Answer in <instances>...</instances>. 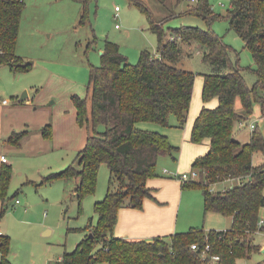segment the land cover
Masks as SVG:
<instances>
[{
  "label": "trees",
  "instance_id": "obj_1",
  "mask_svg": "<svg viewBox=\"0 0 264 264\" xmlns=\"http://www.w3.org/2000/svg\"><path fill=\"white\" fill-rule=\"evenodd\" d=\"M82 4L84 21L89 0ZM225 20L243 41L255 64L257 80L250 88L240 66L233 64L232 48L209 25L221 18L210 0H196L185 14L201 17L207 29L180 26L164 32L153 22L151 30L157 35L154 52L142 50L136 63H130L116 43L105 41L99 66H90L88 89L90 108L86 101L74 96L76 120L87 129L84 146L72 163L62 171L43 177L41 183L51 184L59 179H75L73 190L79 212L83 199L95 192L101 164L109 170L104 198L93 204L96 222L89 219L80 232L85 238L71 252H64L57 264H238L249 260L260 250L254 235L264 232L259 211L264 207V137L256 126L249 140L235 138L237 125L250 119L254 102L261 101L257 89L264 93V0H228ZM24 0H0V65L7 64L16 71L30 67L16 56L19 25ZM189 52L201 49L202 61L210 65L203 75L202 107L195 117L190 141H209L208 150L194 159L195 181L183 182L184 187H197L202 192L204 213L215 212L231 217L227 230L192 227L185 232L153 237L151 241L127 240L114 236L118 211L122 207L141 209L146 198H152L148 178L156 176L160 157L174 160L178 148L158 131L143 129L138 123L183 128L190 108L195 74L177 67L181 47ZM217 98V105L206 104ZM239 99L241 110L235 108ZM264 109V107H263ZM14 134L10 142L18 145L25 134ZM45 139L52 138V125L42 127ZM259 154L258 162L253 157ZM13 170L11 165L0 167V216ZM228 184L220 190L211 185ZM91 233L92 237H88ZM197 243L199 251L192 249ZM10 238L0 235V264H12L8 259ZM209 245V255L219 259L203 260L200 251ZM260 264V263H256Z\"/></svg>",
  "mask_w": 264,
  "mask_h": 264
},
{
  "label": "rangeland",
  "instance_id": "obj_2",
  "mask_svg": "<svg viewBox=\"0 0 264 264\" xmlns=\"http://www.w3.org/2000/svg\"><path fill=\"white\" fill-rule=\"evenodd\" d=\"M24 1L15 53L30 67L16 71L7 64L0 65V102L8 101L0 105V154L13 170L5 211L0 216V230L10 238L8 259L13 264H54L59 255L71 252L82 241L84 233L77 229L85 227L89 219L95 220V214L92 204L86 202L90 196L83 199L79 212L73 195L75 179H59L51 184L41 181L46 175L67 168L85 144L87 129L76 120L73 97L84 99L89 112V70L91 65H100L105 41L116 43L128 61L136 63L142 50L154 52L157 48V35L151 30L153 22L160 24L164 32L180 26L207 29L208 25L201 17L184 13L195 6L192 0H89L83 22V7L77 0ZM210 3L221 18L209 27L232 48V63L242 68L251 88L257 80L255 64L242 39L225 20L229 1L210 0ZM181 51L177 67L194 73L195 81L183 128L175 127L176 118L170 117L173 125L170 128L179 131L193 118L192 105L201 107L203 75L211 71L210 65L202 61L201 49L191 53L182 46ZM257 94L262 100L254 102L250 119L235 129V138L242 142L249 140L251 123L264 137V93L257 89ZM235 108L241 110L239 99L235 101ZM46 124L52 125V140L41 134ZM24 132L18 145L10 142L14 134ZM177 148L178 160L180 148ZM165 156L168 165L174 166L175 160ZM258 158L261 156L255 155L253 162L257 163ZM169 168L164 160H158L156 176H166V169L167 176L181 181L174 173L191 172L190 167ZM102 180L103 185H107L106 164L99 167V187ZM226 185L224 182L211 188L220 190ZM184 199L178 218L188 221L185 226L196 223L195 228L206 231L207 224H213L214 230L229 227V218L217 214L212 216L215 220L211 218L204 224L199 188L184 187ZM16 200L20 203L16 204ZM255 242L264 245V232L255 235ZM262 258L256 252L249 260H240L238 264H264V261L258 262Z\"/></svg>",
  "mask_w": 264,
  "mask_h": 264
},
{
  "label": "crops",
  "instance_id": "obj_3",
  "mask_svg": "<svg viewBox=\"0 0 264 264\" xmlns=\"http://www.w3.org/2000/svg\"><path fill=\"white\" fill-rule=\"evenodd\" d=\"M0 105H5V104L1 103ZM216 105H217V98H212L206 104L207 107H214ZM201 107L198 108L197 104H195L194 107L192 105V114H194V116L190 121L188 120V124L186 125V127L180 131L175 128L162 127L160 125H155L151 123L141 122L137 124V126L140 128L158 131L159 133L167 136L171 145L180 148L178 154V160L176 156L174 166L168 165L169 162L167 160V156L160 157L159 159V162L161 160H164L166 167L168 168L170 167L169 168L170 170L171 169L185 170L188 169L189 167L191 168V164L194 161V159L198 156L203 155L209 148L208 140H204L202 143H200V145L203 146H198L197 144L192 143L190 141V132H191L192 123L194 121V117L198 115ZM47 140H52V138ZM1 155L2 154H0V157ZM2 163L3 162L0 159V167ZM5 164H8V161ZM168 173L169 172H167L166 176H154L153 178L147 179L146 184L152 190V198L144 199L141 209L131 208V207H122L119 209L118 219L113 233L115 237L124 238L127 240L151 241L153 237L166 236L176 232H185L186 230L184 229H186V227L192 228V227H196L194 225H198L196 223L194 224L190 223L188 224V226H185L184 224L187 223L188 221L182 220V217L178 218L179 209L181 208L182 204L185 205L184 188L182 186L183 183L176 179L170 178L169 176H167ZM104 175H105V171H104ZM108 179H109V170H108ZM225 183L228 184L227 182ZM97 185L98 186H96L95 192L91 195H88L90 196L86 200L88 205L92 204L93 206V204L96 201L102 200L106 194L108 183L107 185L104 186L102 180V185L99 187L98 182ZM75 186H76V181H74V188ZM263 194H264V190H263ZM201 200L202 201L200 202V205H201V209H203V198ZM213 214L220 215L214 212L204 213V217H203L204 224H207V221L211 220V218L214 219L212 217ZM228 218L230 220L229 221L230 225L228 228H230L232 218L231 217ZM259 218L260 221H262V224L264 225V207L260 208ZM91 219L93 222L94 218ZM96 219L97 217L95 215L94 223L96 222ZM181 225L183 226L180 227ZM207 225H208L207 226L208 228H206L207 231L211 229L214 230L213 226H211L213 224H207ZM228 228H223V229L215 228V229L227 230ZM83 233H84L83 234L84 235L83 239H84L85 236L87 235V232H83ZM259 233L260 232H257L255 235ZM255 235H254V240H255ZM259 246H260V250L258 252L259 254H261L263 258L259 259L258 262H263L264 254L261 252V249H264V245H259ZM62 256L63 254L59 255L54 264L60 262Z\"/></svg>",
  "mask_w": 264,
  "mask_h": 264
},
{
  "label": "built area",
  "instance_id": "obj_4",
  "mask_svg": "<svg viewBox=\"0 0 264 264\" xmlns=\"http://www.w3.org/2000/svg\"><path fill=\"white\" fill-rule=\"evenodd\" d=\"M192 1L195 2L196 0H192ZM116 9H117V7H116ZM1 103L2 104H6V103H8V101L4 99V100L1 101ZM249 127H250L251 130H253L254 129V124L251 123L249 125ZM0 159H1V161L3 163H6L7 162V159H6V157L4 155H1ZM164 172L167 173V170L164 169ZM174 176H177L182 181V183H183V182H189V181H195V180H197L198 173H197L196 170L192 169L190 173L174 174ZM15 203L16 204H19V200H16ZM260 224H262V221H260ZM0 235H3L2 232H1V230H0ZM191 248L192 249H197L199 251V246H198L197 243L191 244ZM209 249H210L209 248V245L206 244L205 245V248L200 251V254H201L202 259L203 260L210 259L211 261L218 260L219 259L218 255H216V254L209 255L208 254L209 253Z\"/></svg>",
  "mask_w": 264,
  "mask_h": 264
},
{
  "label": "water",
  "instance_id": "obj_5",
  "mask_svg": "<svg viewBox=\"0 0 264 264\" xmlns=\"http://www.w3.org/2000/svg\"><path fill=\"white\" fill-rule=\"evenodd\" d=\"M102 52H103V51H101V53H100V54H102ZM21 98H24V97L22 96ZM88 237H92V234H91V233H89V234H88ZM261 252L264 254V249H261Z\"/></svg>",
  "mask_w": 264,
  "mask_h": 264
}]
</instances>
